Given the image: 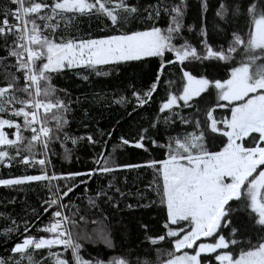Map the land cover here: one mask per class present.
I'll return each mask as SVG.
<instances>
[{"label": "snow or ice", "instance_id": "snow-or-ice-1", "mask_svg": "<svg viewBox=\"0 0 264 264\" xmlns=\"http://www.w3.org/2000/svg\"><path fill=\"white\" fill-rule=\"evenodd\" d=\"M209 7V0H200L194 26L185 24L188 0H0V47L7 54L0 56V168L39 169V174L9 173L0 186L23 190L40 182L48 192L43 210H52L49 222L37 229L43 233L39 236L31 234L28 220L21 232L15 218L0 212L5 221L0 237L6 245L12 241L0 264H264V0H217L212 27L223 38L218 45L209 41ZM93 22L102 34H93ZM194 27L201 37L199 50L183 34ZM153 58L159 61L154 80L146 90L131 93L142 107L164 87L149 126L133 140L121 136L107 155L102 148L93 159L97 167L49 175L55 144L68 159L69 140L101 143L91 134H70L72 104L80 97L73 101L53 79L71 73L89 82ZM194 62L223 72L194 74L189 68ZM167 67L178 69V81H162ZM93 99L107 97L95 94ZM111 103L123 107L129 100L121 95ZM99 135L111 139L113 132ZM125 146L143 150L148 158L117 163L114 154ZM137 169L150 171L152 178L134 194L138 202L126 207H158L164 213L158 234L140 225L141 243L150 246L155 260L86 258L88 244L115 250L113 232L121 229L105 223L102 205L118 210L121 199L133 194L116 186L115 176L86 197L83 209L69 193L80 185L87 193L94 175ZM59 180L65 184L53 183ZM148 193L155 198L148 199ZM87 212L102 218L91 221L96 225L91 230L81 227L89 223L82 214Z\"/></svg>", "mask_w": 264, "mask_h": 264}, {"label": "trees", "instance_id": "trees-1", "mask_svg": "<svg viewBox=\"0 0 264 264\" xmlns=\"http://www.w3.org/2000/svg\"><path fill=\"white\" fill-rule=\"evenodd\" d=\"M144 3L154 2V0H142ZM166 2H173V0H166ZM199 2L200 0H188V8L185 17V24L198 25L199 24ZM209 10L207 16V28L209 32V41L213 45L223 43V38L216 35V30L212 27L214 19L215 7L217 0H209ZM98 22H93L92 32L94 35H100L97 27ZM84 31H87V24L83 26ZM199 28L194 27L192 32L184 31V36L191 44L197 46L199 50ZM6 52L0 47V56H6ZM208 62H205L207 65ZM159 68L158 59L153 58L150 64L139 67L122 68L119 73H112L109 76L90 77L89 82L81 81L75 75L69 73L63 77H56L53 79V84L59 88H65L71 94V99L76 100L80 97V103H73L74 111L70 115L71 123L68 130L72 136H86L93 135L101 143L90 145L86 140L78 141L73 145L69 140L65 147L71 149V155L65 159L64 148L59 143L53 146L54 153L50 155L51 165L47 171L49 175L55 172L58 176L69 172H85L89 169L97 167L93 163L96 157L102 150L106 148L105 155L112 151V145L119 143V138L123 136L126 139L133 140L137 138L141 128H147L150 122L155 117L161 99L165 97L164 87L158 88L157 93L153 94L152 100L142 107L136 106V101L132 98L131 93L135 90H146L155 78L157 69ZM190 70L194 74H204L219 76L222 74V69H214L211 66L207 68L199 62H194L189 65ZM180 73L175 67H167L164 71L162 81L164 80H179ZM3 83V75L0 73V84ZM132 85V87H130ZM95 94L106 96L107 100L96 102L93 99ZM63 95V94H61ZM128 98L129 103L125 106L111 103L112 99L119 96ZM67 99V98H66ZM135 109V110H133ZM220 111V110H218ZM87 113V114H86ZM130 114V115H129ZM119 122V123H117ZM87 125V127H85ZM107 133L113 132L111 139L108 136L101 137L100 131ZM159 139V136H157ZM108 141L105 146L102 142ZM147 143V142H146ZM151 150V149H150ZM152 154L159 156L157 150H151ZM115 159L117 163H140L148 158V154L141 149H136L131 146H125L122 149H117L115 152ZM9 173L12 176L22 174H39V169H25L23 166L12 167L11 169L0 168V178H9ZM115 176L113 183L120 187L125 192H130L133 195L121 199L119 209H112L108 205H102L105 208L108 220L106 224L116 226L118 224L120 231H114L113 236L116 243L115 250L107 249L101 244L86 245V258L88 255L100 256L103 259H108L111 256H124L125 258L135 261L136 257H145L155 260V255L151 253V248L146 243H141L144 239V230L140 227L141 224L148 225L149 234L155 235L160 232L163 224L164 213L158 207L151 208H134L129 210L127 204H136L138 201L135 198V193L139 190L144 191L148 181L151 180L150 171L143 169L119 171L117 173L104 175H94L91 180H88V192L85 193V185H80L69 193L72 203L79 205L82 209L87 203V196H94L95 191L99 187L106 186L108 181ZM86 179V178H85ZM126 181V183H125ZM47 183V182H44ZM54 184H65L64 180L53 181ZM68 183H71L70 181ZM78 183V181H77ZM48 198L47 189L44 188L40 182H32L31 185L24 186L23 190H15L0 186V212L9 214L17 220L21 225V232H23V220H28L32 227L30 232L32 235H43L37 231L38 228L47 224L50 220V212L45 213L42 207V201ZM152 193H148V199H154ZM14 201V202H10ZM69 198H64V203H68ZM139 203H148V200H140ZM35 209V212H33ZM85 214L89 220L87 225L82 224L81 227H86L91 230L96 227L92 224V220L102 219L98 214L93 212L82 213ZM39 216V219H37ZM5 224V221L0 219V228ZM13 240H17L14 235ZM12 241H8L6 245L4 238L0 237V256L6 254V249L11 245ZM162 247L167 248L164 244Z\"/></svg>", "mask_w": 264, "mask_h": 264}]
</instances>
